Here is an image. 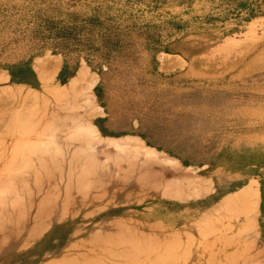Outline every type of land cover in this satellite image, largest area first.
<instances>
[{
  "label": "rangeland",
  "instance_id": "obj_1",
  "mask_svg": "<svg viewBox=\"0 0 264 264\" xmlns=\"http://www.w3.org/2000/svg\"><path fill=\"white\" fill-rule=\"evenodd\" d=\"M178 96L191 124L205 96L248 106L251 128L230 131L249 136L246 151L260 156L264 0H0V201L10 199L13 222L28 218V240L53 216L101 211V186L146 185L149 169L178 167L133 139L91 141L74 130L77 119L98 127L94 106L103 107L116 116L109 130L162 139ZM134 169L139 177L128 176ZM183 185L193 218L202 182L188 171ZM155 217L154 229L144 218L97 228L62 264H264L228 255L211 229L199 244L190 239L194 219L166 227L165 213Z\"/></svg>",
  "mask_w": 264,
  "mask_h": 264
},
{
  "label": "crops",
  "instance_id": "obj_2",
  "mask_svg": "<svg viewBox=\"0 0 264 264\" xmlns=\"http://www.w3.org/2000/svg\"><path fill=\"white\" fill-rule=\"evenodd\" d=\"M174 102L165 110L167 118L163 117L162 139L148 141L139 134L109 130L117 128L107 125L110 119L116 120V116L108 115L103 107H99L100 115L105 117L101 116L96 128L103 140L112 142L113 139L129 138L140 142L159 160L175 163L176 170L166 166L151 168L146 185L133 180L132 184L101 186L99 192L108 194L106 206L101 211L73 212L66 220L53 216L44 222V228L33 240H28V218L21 216L19 222H13L10 199L0 201V264H62L70 261L68 256L74 251L75 244L89 238L97 228L130 221L139 224L144 218L149 228L154 229L158 224L155 213L159 210L165 213L163 224L166 227H182L186 220L194 219L195 228H189L183 234H188L198 244L211 229L213 238L218 237L216 232L220 234V247L228 255L259 258L263 262L264 149L260 150V156H251L249 144L247 151L245 148L250 137L230 131L239 128L244 132L251 128L250 108L245 104L236 105L229 99L219 101L205 96L200 104V115L195 124H191L185 99L178 96ZM260 127L264 129V122H260ZM189 135L200 141L189 143ZM210 138L217 141L210 143ZM260 140H264V133ZM188 171L194 172L202 182V191L191 195L196 197L190 202V207L195 209L193 218H188L185 212L189 204L187 193L182 191ZM131 172L128 176H140L139 169ZM177 188L179 199L172 198L177 194Z\"/></svg>",
  "mask_w": 264,
  "mask_h": 264
},
{
  "label": "bare ground",
  "instance_id": "obj_3",
  "mask_svg": "<svg viewBox=\"0 0 264 264\" xmlns=\"http://www.w3.org/2000/svg\"><path fill=\"white\" fill-rule=\"evenodd\" d=\"M206 53V52H205ZM83 74H84V72L83 71H81L79 74H78V76H79V78H76V79H80V78H82L83 77ZM73 80L72 82H75V81H77V80ZM72 85V84H71ZM91 86H92V82H90V84L89 85H87V87H86V89H85V91H86V94H90V88H91ZM92 100H93V97L91 98ZM89 100H90V97H89ZM91 100V101H92ZM80 105V104H79ZM82 106V105H81ZM81 106L80 107H78V108H81ZM76 108L77 107H75V109L74 110H76ZM83 108V107H82ZM81 108V109H82ZM85 108V107H84ZM94 108H96L98 111L100 110V108L99 107H96V106H94ZM82 111V110H81ZM75 123H76V127H74V130L76 131V133H77V131H78V133L80 132V134H82V132H86V133H88L90 136H91V141L93 140V141H99L100 140V138H99V136H100V134H99V131L97 130V128H96V126L94 125V123L93 122H91L90 120H76L75 121ZM76 128V129H75ZM84 134V133H83ZM87 135V134H86ZM78 136V135H77ZM83 137H85V134L84 135H82ZM80 137H81V135H80ZM78 138H79V136H78ZM47 139V141H51V140H53L51 137H47L46 138ZM42 144V143H41ZM86 148H88V149H92L91 148V146L89 145V144H86ZM81 151V150H80ZM83 151H85V150H83ZM150 154V153H149ZM151 154H153V153H151Z\"/></svg>",
  "mask_w": 264,
  "mask_h": 264
}]
</instances>
